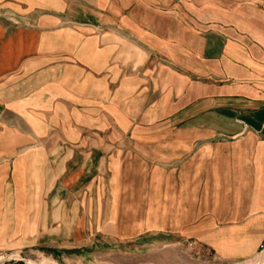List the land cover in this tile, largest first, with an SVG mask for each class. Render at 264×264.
Returning <instances> with one entry per match:
<instances>
[{
  "label": "crops",
  "instance_id": "crops-1",
  "mask_svg": "<svg viewBox=\"0 0 264 264\" xmlns=\"http://www.w3.org/2000/svg\"><path fill=\"white\" fill-rule=\"evenodd\" d=\"M131 160L178 240L264 252V0H0V254L89 244Z\"/></svg>",
  "mask_w": 264,
  "mask_h": 264
},
{
  "label": "rangeland",
  "instance_id": "rangeland-1",
  "mask_svg": "<svg viewBox=\"0 0 264 264\" xmlns=\"http://www.w3.org/2000/svg\"><path fill=\"white\" fill-rule=\"evenodd\" d=\"M125 168L127 174L115 196L104 173L97 199L89 197L82 206H97L100 227L108 225L110 229L82 231L90 238L84 246L22 252L18 260H5L8 257L0 254V264H264L255 257L240 262L218 261L191 241L178 240L165 229L171 224L172 199L161 196L162 191L152 179L154 167L131 160ZM144 169L146 177L142 175ZM165 187L164 193H169Z\"/></svg>",
  "mask_w": 264,
  "mask_h": 264
},
{
  "label": "bare ground",
  "instance_id": "bare-ground-1",
  "mask_svg": "<svg viewBox=\"0 0 264 264\" xmlns=\"http://www.w3.org/2000/svg\"><path fill=\"white\" fill-rule=\"evenodd\" d=\"M1 259H2V257H0ZM257 261H264V252L261 254V255H259L257 258H255ZM254 261V260H253ZM246 264H250V262L249 263H246ZM259 264V263H258Z\"/></svg>",
  "mask_w": 264,
  "mask_h": 264
},
{
  "label": "built area",
  "instance_id": "built-area-1",
  "mask_svg": "<svg viewBox=\"0 0 264 264\" xmlns=\"http://www.w3.org/2000/svg\"><path fill=\"white\" fill-rule=\"evenodd\" d=\"M263 247H264V245H263Z\"/></svg>",
  "mask_w": 264,
  "mask_h": 264
}]
</instances>
